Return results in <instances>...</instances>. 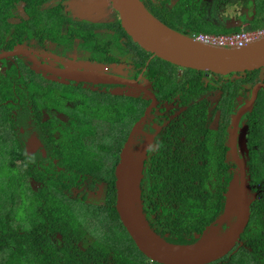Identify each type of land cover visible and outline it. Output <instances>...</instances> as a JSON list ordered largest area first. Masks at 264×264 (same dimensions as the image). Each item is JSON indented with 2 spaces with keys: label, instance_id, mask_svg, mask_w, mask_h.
<instances>
[{
  "label": "flooded vegetation",
  "instance_id": "af4514ba",
  "mask_svg": "<svg viewBox=\"0 0 264 264\" xmlns=\"http://www.w3.org/2000/svg\"><path fill=\"white\" fill-rule=\"evenodd\" d=\"M39 1L41 24L27 14L23 0L0 10V21L6 17L13 27L30 20L25 33H19V28L4 33L7 41L16 38V45L10 50L0 49V81L1 74L8 72L13 77L18 69L19 79L30 81V85L22 82L19 86L31 92L29 106L12 99L0 105L5 109L11 105V120L0 141L2 147L13 146L22 153L15 159L12 174L20 181L16 171L27 159H35L39 168H43L41 164L50 168L53 147L73 124L82 131L89 130V135H112L104 142L99 136L94 142L85 138L88 155H99L89 157V167L78 174L76 185L63 181V191L52 194L68 204L80 221L81 228L71 236V245L86 250L113 239L129 243L125 226L113 213L116 206L112 203L117 198L113 176L125 144L133 137V150L145 152L143 210L157 235L169 243L193 244L211 227H217L222 217L227 215L220 225L226 232L248 215L240 237L221 263L264 264V167H253L258 158H264V69L222 75L183 68L135 42L110 0L105 1L103 12L98 8L92 14L85 12L80 0ZM141 1L162 23L190 37L197 34L188 29L196 21L207 30L215 29V34H227L229 26H233V33L240 27L264 28V2L257 0H231L219 8L217 0H195L190 7L182 6L183 0ZM68 72L100 74L118 82L80 81L66 77ZM253 135H258L257 139ZM120 141H125L124 146L117 152ZM170 153L182 172L176 180L189 192L195 191L196 185L202 191L201 210L205 212L197 215L192 230L183 233L158 222V211L153 212L145 199L151 185L150 170L172 160ZM210 162L215 166L211 172ZM199 169L206 173L205 184L197 177ZM29 182L34 191L43 189L41 182L32 178ZM233 186L240 189L242 199L232 207L229 195ZM183 191L177 189L167 207L177 210ZM46 197L50 198L49 194ZM16 198L14 202L6 198L0 185V200L5 199L2 206H7L4 213L22 203V197ZM161 207L165 203L161 202ZM210 208L213 212L209 213ZM8 228L0 220V264H4L9 248L4 240ZM57 239L58 247L68 246L62 235ZM50 241L57 242L54 236ZM142 261L157 264L146 256Z\"/></svg>",
  "mask_w": 264,
  "mask_h": 264
},
{
  "label": "trees",
  "instance_id": "16d2710c",
  "mask_svg": "<svg viewBox=\"0 0 264 264\" xmlns=\"http://www.w3.org/2000/svg\"><path fill=\"white\" fill-rule=\"evenodd\" d=\"M23 1L27 3V8L25 7L27 14H30L37 24H41L42 18L39 17L40 11L38 9L39 2L41 1ZM194 1L195 0H183L182 6L190 7L194 4ZM245 1L247 2L248 0ZM16 2L17 0H1L0 10L3 6H14ZM230 2L231 0H217L215 4L217 8H219V6L225 5V3L229 4ZM48 16L51 19L52 16ZM5 20L6 17L0 21V49L4 48L5 50H10L16 45V38L7 41L4 33L18 28L19 33H25V31L29 29L28 26H30V20L16 27H13L12 24H7ZM259 28L262 27H253L254 30ZM188 29L197 34H209L208 31H205L207 30V27L199 21L193 23ZM15 70L18 71V69ZM17 71L13 74V77H11L12 73L7 72L6 75L1 74L0 105L5 104L4 102H7L9 99H12L16 102L20 100V105L23 104L24 106H29V98L31 94L30 89L28 88L24 90L19 84L23 85L22 82H24L25 85H30V81H26L24 78L21 81ZM19 91H21L22 94L19 93ZM9 107H11V105ZM79 128V125L73 124L69 129H65V136L60 138V140L56 142L57 146L52 149L54 152L51 154L52 159L49 160L50 168L43 164H41L43 168H39V164L32 158L23 162V168L20 169L21 171H16L17 176L19 177L20 175L21 177L20 181L12 174L15 169V159L16 157L20 158L22 153H18V150H14L13 146L8 147L7 145H4L2 147L0 141V185L3 191H5L6 198L8 196L11 202H14L17 199L16 197H22V203L19 205L17 204L16 207L12 209L8 208L6 211L7 214L3 212V209L7 206H2V200L5 201V199L0 200V216L4 215L0 220H2L3 224L9 227L7 229V239H4L9 245V248L7 247L4 264L144 263L142 260L146 255L139 249L128 232L129 243H120L113 239L105 244L98 243L95 246L93 245L86 250L81 249L76 244L71 245V236L76 234L78 229L80 230L81 228L80 221L77 218V215L73 212L74 210L68 204L64 205L63 202L57 200L53 196L55 194L58 195L63 191L62 183H65L63 181L71 180V185H69H76L78 174L86 172L84 168L87 169V164L90 161L89 157L92 156L93 159H96L99 155H88L85 138H89L94 142L95 137L99 136L104 142V139L108 140L110 136H112L89 135V130L82 131L81 128ZM257 137L258 135H253V138L257 139ZM259 138L262 140V137L259 136ZM124 142L125 141H120L118 143L119 147L117 152H120L124 146ZM182 146H184V144H182ZM169 151H172V147H169ZM169 155L172 157V160L161 163L158 165V168L153 167L150 170L152 176L150 178L151 185L146 192L147 195H145V199L147 203H150V208H152L153 212L157 213L158 211V222L165 224L175 233H183L187 229L192 230L197 215H201V213L205 212L204 209L201 210V204L203 202L201 197L202 191L197 185L196 190L192 192H189L182 187L181 183L175 178L178 176V172H182L178 171L174 164V161L176 162L174 155L171 153L168 154V156ZM116 157L117 161H119V153ZM253 164L254 168L264 167V158H258ZM209 166V172L214 171L215 166L212 162H210ZM197 177L203 184L208 180L206 173L201 169H199ZM30 178L34 181L41 182L44 190L40 189L34 191V189H32L33 187H30ZM113 178L115 181L113 182V189L116 190L117 197V177L115 174ZM204 187L208 188V185H204ZM177 189L179 191H185L181 192L182 199L180 203H177L178 205H176L177 210H174V207L167 206L171 205L169 197L173 196ZM43 193L45 194L42 195ZM46 193L49 194L50 198L46 197L48 195ZM43 198L47 200L44 201ZM117 198L114 199L112 205L116 206ZM161 202L165 203V207H161ZM213 209L215 210V208ZM208 212L210 213L213 211L210 208ZM113 213L116 218L121 219L117 207L113 208ZM108 215L112 218L110 213H108ZM58 234L63 236L68 246L63 248L57 246L59 241L57 239ZM52 236L57 240L56 243L50 241ZM224 260L225 256L217 260V262L222 264L221 262ZM215 263L216 261L212 262V264ZM157 264L160 263L157 262Z\"/></svg>",
  "mask_w": 264,
  "mask_h": 264
},
{
  "label": "water",
  "instance_id": "95a60500",
  "mask_svg": "<svg viewBox=\"0 0 264 264\" xmlns=\"http://www.w3.org/2000/svg\"><path fill=\"white\" fill-rule=\"evenodd\" d=\"M110 1L119 12L124 29L133 40L169 63L222 75L264 69V39L243 48L209 46L162 23L147 10L141 0ZM98 4L99 10L103 12L105 1L101 0ZM72 74L68 72L65 76L80 81L118 82L100 74ZM133 141L131 137L124 146L117 167L116 207L121 222L139 249L160 264H210L229 253L240 237L248 215L237 220L239 225L222 232L220 225L225 223L226 215L218 221L217 227H211L202 237H198L197 242L188 245L169 243L151 229L142 202L141 182L145 152L142 149L134 151ZM229 198L232 207L236 200L241 201L240 189L231 187Z\"/></svg>",
  "mask_w": 264,
  "mask_h": 264
},
{
  "label": "built area",
  "instance_id": "2783aa9c",
  "mask_svg": "<svg viewBox=\"0 0 264 264\" xmlns=\"http://www.w3.org/2000/svg\"><path fill=\"white\" fill-rule=\"evenodd\" d=\"M195 41L214 47L243 48L264 39V28L256 30L243 29L228 34L198 33L191 36Z\"/></svg>",
  "mask_w": 264,
  "mask_h": 264
},
{
  "label": "rangeland",
  "instance_id": "374dc122",
  "mask_svg": "<svg viewBox=\"0 0 264 264\" xmlns=\"http://www.w3.org/2000/svg\"><path fill=\"white\" fill-rule=\"evenodd\" d=\"M99 1H101V0H80L79 3L85 9V12L90 14V13L95 12L98 9V5H99L98 2ZM104 1H107V0H104ZM257 1L258 2L261 1L262 3L264 2V0H257ZM254 3L255 2L252 1V4H254ZM109 10H111V8H109ZM184 18L187 19L188 16L185 15ZM205 31H208V33H213V34L217 33L215 29L205 30ZM209 31H211V32H209ZM69 91H70V93H73V94H80L76 90H69ZM65 92H67V91H65ZM10 110H11L10 107H6V109L0 108V135L4 133L3 130L6 129V127L9 124V120H11L10 119Z\"/></svg>",
  "mask_w": 264,
  "mask_h": 264
},
{
  "label": "crops",
  "instance_id": "0c3cea01",
  "mask_svg": "<svg viewBox=\"0 0 264 264\" xmlns=\"http://www.w3.org/2000/svg\"><path fill=\"white\" fill-rule=\"evenodd\" d=\"M229 27H233V26H229ZM229 27L227 28V29H229ZM231 30L229 31V32H225V33H233L234 32V30H233V28H230Z\"/></svg>",
  "mask_w": 264,
  "mask_h": 264
}]
</instances>
